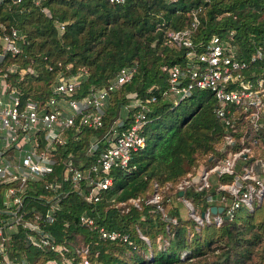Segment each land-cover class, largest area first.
<instances>
[{"label": "trees", "instance_id": "obj_1", "mask_svg": "<svg viewBox=\"0 0 264 264\" xmlns=\"http://www.w3.org/2000/svg\"><path fill=\"white\" fill-rule=\"evenodd\" d=\"M193 9L198 21L190 26ZM10 26L22 32L23 38L19 39L18 52L4 54L0 66L13 62L31 67L22 75L15 71L6 74L21 97L46 96L57 71L67 73L78 66L85 67L86 74L76 91L79 93L86 84L104 83L122 66H134L130 77L110 90L101 125L75 127L74 118L64 130V141L56 143L52 151L55 161L51 169L43 179L30 182L33 187L26 189L22 201L24 208L35 205L43 212L51 201L45 198L53 191L42 184L58 182L54 190H60L55 217L36 221L52 241L65 246L63 253L74 264H80L82 255L87 264H264V214L258 216L263 207L260 204L248 210L239 222L233 220L235 215L222 217L217 224H198L190 215H182L178 205L170 203V195L178 203L184 196L198 212L210 203L230 200L228 192L215 188V178L202 188H195L192 183L183 185L180 194L174 184L187 171L195 172L199 165L209 164L222 153L225 131L233 133L232 147L239 145L237 137L243 124L237 119L231 129V125L222 122L215 114V100L208 88L191 87L180 97L170 91L167 72L160 67L183 60L184 47L165 41L169 29L188 27L195 49H200L210 34L225 35L228 29H232L237 43L238 58L246 57L255 45L264 49V0H0V31ZM128 91H133L146 106L141 126L144 143L131 151L128 168H108L110 183L99 191L98 198L86 200L83 179L78 182L84 187L82 194L69 178H63V158L69 156L77 167H87L105 142L98 139L95 149L86 153L88 141L102 133L110 121L120 120L119 126L128 124L138 107L130 103ZM258 135L264 140L263 135ZM243 142L249 145V140ZM258 144L250 143L253 148ZM240 162L236 161L235 168ZM231 176L222 173L218 178L228 180ZM8 183L0 182V194ZM154 183L161 189L163 213L152 202L143 200ZM164 184L169 187L164 189ZM221 193L223 199L213 200ZM129 196H137L138 205L127 201ZM119 200L125 201L126 209ZM31 214L27 211L24 216L31 219ZM81 214L92 216L97 224L107 228L127 232L130 242L98 236L95 228L79 222ZM38 230L18 224L10 232L9 254L31 264H42L45 257L58 256L54 250L43 251L24 242L26 231ZM83 244L85 251L78 250Z\"/></svg>", "mask_w": 264, "mask_h": 264}, {"label": "built area", "instance_id": "obj_2", "mask_svg": "<svg viewBox=\"0 0 264 264\" xmlns=\"http://www.w3.org/2000/svg\"><path fill=\"white\" fill-rule=\"evenodd\" d=\"M197 21L195 10H190L188 24L193 26ZM58 27H62L61 21ZM189 31L188 27H183L166 32L165 41L168 45L184 47L181 62L160 65L167 72L168 89L180 97L191 87L208 88L215 100V114L222 122L231 125V129L237 119H241L240 124H243L237 137L239 145L232 147L233 133L231 130L225 131L220 145L222 153L209 164L199 165L195 172L187 171L175 183L178 189L189 183L195 188H202L210 184L211 173L215 178V188L224 190L231 196L226 202L213 203L221 204L220 211L211 212L207 205L201 209L200 214L201 210L195 211L189 199L181 196V201L198 224L209 221L217 224L223 214L226 217H234L238 209L252 210L264 199V140H260L261 136L258 135L260 133L264 137V49L255 45L246 57L238 58L235 54L237 43L233 38L232 29H228L225 35L216 32L210 34L202 43V47L195 49ZM21 37L23 38L22 32L12 26L0 31V59L6 53L13 55L18 52ZM133 67L122 66L104 83L86 84L84 90L79 93L76 91L86 74L85 67L78 66L75 71L67 73L57 71L50 92L44 97L34 98L29 95L21 97L17 86L6 78L8 72L15 71L22 75L31 71L29 65L9 62L4 67L0 66V182L9 181L2 187L0 194V264H31L22 258L15 259L9 254L7 243L10 232L15 230L18 224L30 230H38L36 219L52 220L56 214V200L60 190L54 192L57 181L43 182L42 186L51 189L53 193L45 198L51 201L42 212L35 205L28 209L22 206L23 198L27 194L26 189H32L30 182L43 179V175L51 169L55 161L52 153L54 146L64 141V130L73 124L74 118L75 127L80 124L101 125L110 90L127 80ZM126 95L130 97V103L138 107L132 113L128 124L119 126L120 120L110 121L102 133L88 141L86 153L95 149L98 139L106 143L99 146L95 158L87 167L81 169L72 163L69 156L63 158V178H69L79 193L83 192L84 187L79 186L78 182L83 179L87 190L82 194L86 200L98 198L99 191L110 183L108 168H128L131 151L144 143L141 126L145 120L146 106L133 91L126 92ZM254 133L257 136H254ZM244 139L249 140V145L243 142ZM253 142L259 143L256 148L250 145ZM238 159L241 162L235 168ZM222 173H231L232 176L228 180L219 179L218 175ZM160 190L154 183L151 193L143 200L152 202L155 208L163 213ZM223 197V193L218 195L219 200ZM207 198L210 196L207 195ZM126 200L138 205L137 196H129ZM118 202L123 209L127 208L124 200ZM27 211L32 213L31 219L24 216ZM79 222L89 228H95L98 236L102 238L130 242L127 232L97 224L88 214H81ZM141 236L146 239L142 234ZM23 240L43 251L51 249L59 253L56 257H45L42 264H74L63 253L65 246L52 241L46 231H26ZM85 249V244L78 248L80 251ZM87 263V259L82 255L80 264Z\"/></svg>", "mask_w": 264, "mask_h": 264}, {"label": "rangeland", "instance_id": "obj_3", "mask_svg": "<svg viewBox=\"0 0 264 264\" xmlns=\"http://www.w3.org/2000/svg\"><path fill=\"white\" fill-rule=\"evenodd\" d=\"M120 112L121 113H123L124 112V107H122L121 109H120ZM222 140V139H221ZM197 169V168H196ZM213 175L210 173L209 174V177H211V179L213 178L212 177ZM165 185V184H164ZM163 185V188L165 189V188H167V187H169V185H165L164 186ZM174 188H176L175 187V184H174ZM262 196H263V198H264V193L262 194ZM169 199L171 200L170 201V203H173V204H176V205H178L179 206V212L183 215H185V214H188L189 215V211H188V209H187V207L183 204V202L182 203H178L177 202V198L173 195V196H169ZM213 200H215V201H218L219 200V198H217V199H213ZM260 204V208L262 207V209L260 210V212H259V217H260V215H261V213H262V215L264 214V199L259 203ZM246 210L244 211L243 209H238L237 211H236V217L233 219V220H235L236 222H239V221H241L242 219H243V217H246ZM261 215V216H262ZM3 216H6L5 214H3ZM8 218V217H7ZM172 219H175V218H172ZM158 240V235L156 236V241ZM160 240V239H159ZM158 240V241H159ZM81 247H83V245H80L79 246V249L81 248Z\"/></svg>", "mask_w": 264, "mask_h": 264}, {"label": "water", "instance_id": "obj_4", "mask_svg": "<svg viewBox=\"0 0 264 264\" xmlns=\"http://www.w3.org/2000/svg\"><path fill=\"white\" fill-rule=\"evenodd\" d=\"M177 192L180 194V193H181V189H178ZM208 209H209V211H211V212L220 211V209H221V204H213V203H210V204L208 205ZM0 211H1V209H0ZM200 214H202V210L200 211ZM223 217H226V215L223 214Z\"/></svg>", "mask_w": 264, "mask_h": 264}]
</instances>
